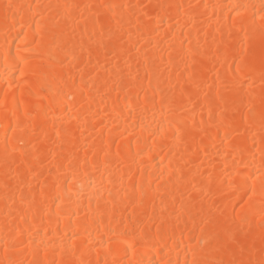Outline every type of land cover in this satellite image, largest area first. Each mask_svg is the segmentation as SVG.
<instances>
[{
  "label": "bare ground",
  "instance_id": "6f19581e",
  "mask_svg": "<svg viewBox=\"0 0 264 264\" xmlns=\"http://www.w3.org/2000/svg\"><path fill=\"white\" fill-rule=\"evenodd\" d=\"M264 264V0H0V264Z\"/></svg>",
  "mask_w": 264,
  "mask_h": 264
},
{
  "label": "snow or ice",
  "instance_id": "6c2138e0",
  "mask_svg": "<svg viewBox=\"0 0 264 264\" xmlns=\"http://www.w3.org/2000/svg\"><path fill=\"white\" fill-rule=\"evenodd\" d=\"M231 264H237V262L233 261V262H231ZM240 264H242V262H240Z\"/></svg>",
  "mask_w": 264,
  "mask_h": 264
}]
</instances>
